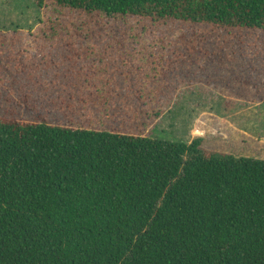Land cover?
<instances>
[{"label":"trees","instance_id":"16d2710c","mask_svg":"<svg viewBox=\"0 0 264 264\" xmlns=\"http://www.w3.org/2000/svg\"><path fill=\"white\" fill-rule=\"evenodd\" d=\"M264 31V0H35ZM0 115V264H264V159Z\"/></svg>","mask_w":264,"mask_h":264},{"label":"rangeland","instance_id":"374dc122","mask_svg":"<svg viewBox=\"0 0 264 264\" xmlns=\"http://www.w3.org/2000/svg\"><path fill=\"white\" fill-rule=\"evenodd\" d=\"M0 0V115L264 159V31Z\"/></svg>","mask_w":264,"mask_h":264}]
</instances>
